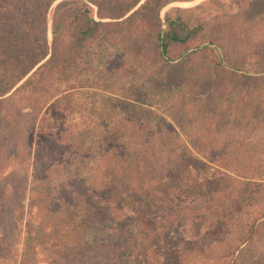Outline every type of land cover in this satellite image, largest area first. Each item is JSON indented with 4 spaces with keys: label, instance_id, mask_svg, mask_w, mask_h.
Returning <instances> with one entry per match:
<instances>
[{
    "label": "rangeland",
    "instance_id": "obj_1",
    "mask_svg": "<svg viewBox=\"0 0 264 264\" xmlns=\"http://www.w3.org/2000/svg\"><path fill=\"white\" fill-rule=\"evenodd\" d=\"M8 1L0 0V90L16 81L38 55L12 51L11 47L17 50L20 33L10 31L22 19L20 2ZM137 2L51 1L43 27L38 24L35 31H27L39 36L42 30L49 45L55 26V71L47 84L37 72L33 84L23 83L6 99L8 107H0V142L13 148L16 130L35 121V131L24 134L30 147L34 145L30 136L36 131L53 132L50 140L35 141L37 158L55 160L56 168L76 173L89 185L95 182V166L98 178L106 164L94 155L78 157L75 150L80 155L84 151L166 152V201L149 223L137 227L136 216L127 214L124 220L106 216V222L119 220L123 226L118 240L130 236L125 247L118 248V260L108 264H141L139 254L130 255L131 245L138 253L145 243L162 239L169 253L180 237L185 241L176 245V262L166 264H264V0H202L190 8L189 0H141L142 9L128 17ZM27 4L31 14L34 8L40 14V3L27 0ZM84 7L99 24L82 41L78 54L69 52L72 57L62 74L60 56L73 41L74 31L83 27ZM127 8L123 15L109 18ZM150 9L156 10L157 20ZM178 13L185 15L181 21ZM172 16L180 41L166 44L161 54L157 36L164 35ZM29 92L36 102L27 98ZM29 102L34 109L27 107ZM134 102L148 111L136 112L130 106ZM19 106L22 110L16 112L24 115L16 114L12 120L4 116ZM44 109L47 112L41 115ZM133 118H146L151 126H138L130 122ZM24 138L13 148L20 154L27 150ZM17 159L19 168L25 167L26 157ZM10 162L1 171L7 172ZM28 164L32 166V155ZM242 168L257 172L243 174ZM220 172L229 177L216 178ZM21 174L13 182L12 196L5 198L15 206L14 218L8 219L5 207L0 214L8 228L0 243V264H80L88 256L80 241H102L107 232L79 227L80 210L52 242L53 254H48V247L28 243L22 225L28 188L37 175L31 167L27 175ZM209 175L213 179L207 187L200 186ZM238 175L252 177L260 186L251 185L244 193L236 182ZM193 187L204 193L199 201H192ZM220 222L223 228L216 230ZM249 234L248 240H241Z\"/></svg>",
    "mask_w": 264,
    "mask_h": 264
},
{
    "label": "trees",
    "instance_id": "obj_2",
    "mask_svg": "<svg viewBox=\"0 0 264 264\" xmlns=\"http://www.w3.org/2000/svg\"><path fill=\"white\" fill-rule=\"evenodd\" d=\"M9 1H13L14 3L20 2L22 19L21 23L14 24L15 29L10 31L20 33L19 38L15 40L16 43H19L17 45V50L11 47L12 51L22 54L37 53L38 55L35 57L34 62L29 66V68L25 72H22L16 81L11 83L8 87H4L0 90V107L3 105L8 107L5 103L6 99L9 98L16 89L18 90L23 83L27 82L33 84L36 81L35 74L37 72H40L42 76V83H49L55 71L54 67L56 66V52L54 46L55 26H53L51 30L52 37L49 45L47 44L44 34H42V30L39 31V36L38 34H28L27 31H35L34 28L38 24L39 26L41 25V28L43 27L45 12L52 0H34V4L37 2L40 3V14L36 13V8H34V6H31L34 8L31 14L30 7L28 8L27 0ZM97 3L99 2L97 1ZM143 5L144 4H140L135 10L131 11L128 17L134 16L142 9ZM128 10L129 8L124 9L117 16L109 18H117ZM81 14L84 16V23L82 24L83 27L80 26L81 29L74 31L73 41L67 45L65 51L60 56L59 68L60 73L62 74L67 71V67L72 57L69 52H73L75 55L78 54L82 41L93 35L95 26L99 24V21L94 20L90 16L89 9L87 7H84L81 10ZM150 15L155 20L158 19V14L154 9H150ZM98 17L103 18L106 16L98 15ZM170 29H172V26H169L166 34L163 35L164 39L162 38L163 40L161 39V42H158V46H160L161 49L160 52H162L165 48V43L167 42L165 40H169L167 33ZM158 40L159 38L157 36V41ZM34 65L35 67L32 69ZM23 75L26 76L23 80H21ZM17 81L20 83L15 85ZM12 86L14 87L10 90ZM27 98L30 99V102H36L37 99V97L34 99L30 92ZM30 102L27 104V107H35L33 104L31 105ZM137 104L134 102L130 105L136 112L146 108L144 106L143 108H140V105ZM29 105L31 107H29ZM148 109L149 108H146L145 111H148ZM13 110L15 111L10 113L7 112L4 116L12 120L16 114H25L22 112H16L18 110H22L20 106L19 108H14ZM46 112L47 110L44 109L41 112V115H44ZM130 122H133L138 126L141 124H143L142 126H151L147 124L146 118L141 120H135L133 118ZM35 126V121H33L31 125L16 130V134L18 135L19 133V135L17 138H13L12 147L14 148V146L19 143V138L23 139L25 137L24 134L33 133L35 131ZM36 132V135L30 136V138H32L30 142H33L34 145L37 140L38 142H44V140H50L49 137L53 136V132L51 131L43 133H38V131ZM23 141L27 146V150L25 148V151H22L21 154L15 149L10 148L4 141L0 142V176H2L0 178V214L5 207L6 211L9 213L8 219L11 221L14 218L13 212L15 206L10 204V199L5 198H7L6 196H8L11 192H14L13 189L15 188L13 182L17 176H19L20 173H23L21 174L22 176L27 175L28 167L29 169L31 167L32 174L34 175L36 172L37 179L32 180L34 182H32L28 188L26 217L22 226L24 228V233L28 235L26 237L28 243L35 242L40 246L42 245L43 247H48V254H53L50 251L52 242L68 228L69 223L73 221L79 211L83 210L78 224L79 227L83 230L87 228L93 229L95 232L104 230L107 232V235L102 241L94 240L91 241V243H88L83 239L80 241V243L84 245L83 254L86 253L88 255L84 256V258L80 260V264H108L112 260L114 263V261L118 260V248H124V245H126L125 243L128 241V237L130 236H126V234H124V236L118 240L117 234H123V226L120 224L119 220L106 222V216H111L112 220L113 218H122L124 220L126 215L130 214L137 217L138 222L136 224L137 227H139L141 225H147L151 216L164 206L166 201V152L156 153L153 151L145 152L140 150H120L102 153L100 151H84V153L80 155L79 152L75 150L74 153L78 157H91L94 155L96 158H103L102 164H106L105 166H102V168L104 167L103 170L99 171L100 175L98 178L97 166H95L93 172L96 171V174L92 176V181L95 182L92 183V185H89L84 178H81V176H78L76 173H71L70 170L65 168L62 170L56 168L55 164H52L55 160H48L45 156L43 159L40 157L37 158V151H34L33 149L34 145L31 143L32 146L30 147V143L29 141L27 142L26 138H24ZM54 141L57 142V140ZM54 141L47 142L50 145ZM20 155L21 157L23 156V158L26 157L27 162V164L25 163V167L22 168H19L18 166L19 161L17 158H19ZM29 155H32V166L31 164H28ZM7 161H11L9 170L7 172L1 171L2 167L6 168L5 163ZM194 170L196 171V169ZM256 172V169L244 170L243 174L250 175L251 173ZM217 177L226 178L229 176L220 172L219 175L217 174L216 178ZM211 178V175L205 176L200 186L203 185L204 187H207ZM251 178L252 177L238 175L237 179L239 181L235 179L244 193L247 192V188L251 185L260 186L258 183H253ZM10 179H13V181L11 184L6 185ZM7 187H9L8 190H10L8 194H6ZM193 193L194 196L192 197V201L197 200L199 196H204V193L201 192L200 188L193 187ZM11 196L12 194H10V197ZM234 205L235 204H233V206ZM237 206L238 205H236V207ZM261 217H264V212L261 213ZM92 219L95 221L92 222ZM236 219L238 218L236 217ZM2 220H4V218L0 216V243H3L4 235L8 232V228L3 225ZM214 220L211 221L215 224L216 220ZM15 221L17 223V220ZM18 221L20 222V217L18 218ZM11 226L15 228L16 224L11 222ZM222 228L221 222L219 225H216V230H221ZM115 233L116 235H114ZM249 237L250 234L245 237L242 236L241 240L246 241ZM184 241L185 240L182 237L178 238L174 243L175 245L171 246V251H167L169 253H166V243L162 239H160L159 242L151 241L145 243L142 246L144 249L142 251H138V253H136V245H131L130 255L137 256L139 254V262H141V264H166V261L176 262L178 258L175 250L176 245L184 243ZM94 247L95 249L92 250ZM148 252H150V254H148Z\"/></svg>",
    "mask_w": 264,
    "mask_h": 264
},
{
    "label": "crops",
    "instance_id": "obj_3",
    "mask_svg": "<svg viewBox=\"0 0 264 264\" xmlns=\"http://www.w3.org/2000/svg\"><path fill=\"white\" fill-rule=\"evenodd\" d=\"M189 1H190V3L192 4L191 6H189V8H190V7L195 6L196 3H197L198 1H200V0H189ZM166 4L169 5V4H171V3H166ZM178 8H180V9H185L186 6H179ZM177 17L179 18L178 20L181 21V20L185 17V15H184V14H180V13H178V14H177ZM175 22H177V20L174 19V16L169 17V19H167V24H168V26H172V29H170V31L167 33L168 36H169V41H168L167 44H169L170 42L176 41V40H180V37L176 35V29L174 28V27L176 26V24H177V23H175ZM185 35H186V34H185ZM166 46H167V45H166Z\"/></svg>",
    "mask_w": 264,
    "mask_h": 264
},
{
    "label": "water",
    "instance_id": "obj_4",
    "mask_svg": "<svg viewBox=\"0 0 264 264\" xmlns=\"http://www.w3.org/2000/svg\"><path fill=\"white\" fill-rule=\"evenodd\" d=\"M140 1H141V0H138V2L134 5V7L132 8L133 10L136 8V6L139 5ZM132 9H131L128 13H130L131 11H133ZM168 29H169V26H168V28H167L166 31H168ZM166 31H165L164 34H166ZM158 38H159L158 42L160 43V42H161V39L163 38V33L159 34V37H158ZM165 41H166V40H165ZM167 41H169V40H167ZM179 41H180V40H179ZM159 43H158V45H159ZM165 44H167V42H166ZM165 47H166V45H165ZM159 49H160V46H159ZM164 49H165V48H164ZM160 50H161V49H160ZM163 51H164V50H163ZM163 51L160 52V53L162 54Z\"/></svg>",
    "mask_w": 264,
    "mask_h": 264
},
{
    "label": "flooded vegetation",
    "instance_id": "obj_5",
    "mask_svg": "<svg viewBox=\"0 0 264 264\" xmlns=\"http://www.w3.org/2000/svg\"><path fill=\"white\" fill-rule=\"evenodd\" d=\"M200 1H202V0H200ZM189 33V32H188Z\"/></svg>",
    "mask_w": 264,
    "mask_h": 264
}]
</instances>
